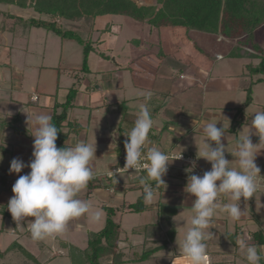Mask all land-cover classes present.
<instances>
[{"label":"rangeland","instance_id":"374dc122","mask_svg":"<svg viewBox=\"0 0 264 264\" xmlns=\"http://www.w3.org/2000/svg\"><path fill=\"white\" fill-rule=\"evenodd\" d=\"M134 1L143 7L144 13L146 17H148L160 5L161 0ZM8 13L17 15L19 17L8 16ZM30 16L38 15L29 8L24 9L16 6H10L7 8V6L0 5V88L4 87L5 89L9 90L12 83L14 85H18V83H15L16 77L14 76L16 73V66L23 71L22 77L25 79V81L22 85L24 89H30L32 86L37 85V83L38 86L41 87V83H46L47 90L54 91L56 88V72L58 73L57 78L59 77V82L62 85L71 86V84L76 83L78 74L77 76L76 74L73 76L72 71L75 73L80 71L71 69H77L82 66V55L79 43L74 40L62 39L55 33L47 31L45 28L30 26L25 20ZM105 21H112L114 24L111 28L109 27L107 29L105 27L102 30L104 34L100 35L99 32H93L92 34L87 33L85 36L83 34V38L87 41V43L89 42V47H92V49L94 47L95 49L87 58V63L85 66L86 74H84L85 79L83 81V85H86L90 92H96L94 89L96 85H103V87L106 89L107 84H109L117 87V90L121 85L123 87L120 89L124 88V93L122 92L121 96L117 95V97H119L121 100H124L125 103L122 104V102H113L110 104H100V107L107 105L106 107H103V110L109 112V109H114L113 112L115 113L110 114L109 119L106 120L107 124H105V121H99L97 122V125L91 124V126L93 128L95 127L96 129L100 125H103L102 127L105 128L109 127L108 132L102 133V135L108 139L111 138L110 140L115 139L116 145L121 143L123 139L125 141L127 139L125 134L130 131L134 123L127 125L126 121L123 120L121 113L126 110L128 113L135 112L139 114L140 107L141 105L145 104L144 101H146V97L142 101H140L137 97L148 95L150 93L148 90H146L149 87L148 83H152L153 86V84L157 85L159 82H165L166 79H169L172 73L177 72L178 69L172 65L173 60L176 63H181L182 61L183 63H188V66H185L184 68L187 73H190V75L193 71L199 72L203 68L205 70V77H208L210 75L209 73L222 76L224 84L220 85L221 89H217V91L207 90L205 102L203 103L204 107L200 109L201 114L204 116H212L213 118V115H216L214 119L220 122L219 124L217 123V126L220 127L222 125V120L224 122H228L225 120V118H227L226 114L229 112L234 115L237 112L238 107H241L246 97V90L243 91L241 88L235 89L234 84H230L231 88H224L229 85L230 81L229 78L226 77V74L231 75L230 77L237 78L246 76L241 80L242 82H245V86H251L250 94L252 97V102L245 108V114L242 116L244 123L239 127L236 125V121L232 120L231 116H228L227 119L230 118V127L226 131L225 137H222V142L225 144L227 151H229L225 152V157L231 161L230 167H236L237 161L234 160V157L230 152L236 150V140L239 138V136L247 134L250 130L252 115H254V113L257 111H264V81L256 82V80L259 78V74L250 73L246 69V63H258V59L251 60L248 57H240V59L228 58L226 55L227 44L225 42L213 43L212 39L210 38H216V35L214 34H205L204 32L189 30L184 27L151 28L144 22H138L129 17L116 14L110 15L108 17L96 18L95 26L103 28L105 26ZM80 24L81 23H74L73 25L65 24L64 27L75 28L76 30L83 31V33L85 32L86 34L88 31L86 29L80 28ZM98 36L101 37V40H99L98 43H101L102 41L103 43L99 44L100 46L97 48L93 40L98 38ZM200 36L201 38H205L202 40ZM202 41H204L205 47L201 46L202 49L200 48V50L198 47L203 45ZM255 42L261 49L259 52L264 54V23L256 29ZM244 46H246L248 50H252L249 44ZM98 50L101 51L98 52ZM103 50L106 53H104ZM216 54H222L223 59H215L217 57ZM108 56L109 62L113 57H117L118 62L125 61L129 63L128 70L125 71L120 69L119 71L112 72V77L108 78L110 77V72L98 71L96 67L97 61H100V59L103 57L106 59ZM175 58L179 60H175ZM3 71L8 73L9 80L3 78L1 73ZM157 71L159 72V75H157ZM38 72H40V74H38ZM160 73H165L166 75L169 74V77L167 76L168 78H165L163 75H160ZM38 75H40L39 80ZM191 78L192 76H188L184 79L177 76V78L171 79L173 80L171 83L174 84L175 89H173L170 94L176 93L187 85L193 83ZM139 82L144 88L138 87L137 84ZM141 82H145V84L142 85ZM5 89L0 90V93L5 97H9V92ZM62 93L63 92L60 88L58 95ZM111 93L116 94L115 91H112ZM88 102L89 100L85 99V97H82L80 102L81 105L77 108L79 111H74L73 109L75 113L73 116L78 114L81 117L84 115L87 118V113L89 112L88 110H92L93 107H89L88 110L84 108V105H89ZM91 102L96 103L93 101ZM172 111L175 112L176 110L174 109ZM93 113L94 112L91 114ZM171 118L173 120L169 123L176 122L174 120V116H171ZM82 119L83 123L86 124V119ZM184 120L185 119L180 118L179 121L177 120L178 122L175 123L174 127L168 126L167 129L165 128V123H156L161 127L163 126L162 131L156 130V124H154V127L151 130L154 135L152 139L149 138L151 144L155 145L160 150L165 151L166 154L169 153L170 149H165V147L160 144L162 140L165 139L166 135L168 136L169 132L173 138L180 139L181 145H178V142L174 143L172 147L173 149H171V151H181V153L184 155H188L191 151L197 155L198 151H203L205 148L204 134L200 130V127H197V125L193 126L190 123H187L189 121L186 122ZM180 123L185 126L184 129H180L178 127ZM121 125H123L122 131L119 130ZM110 128L111 130H115L116 128L118 129L117 132L113 131V133L111 130H109ZM118 134L120 136L117 138L116 136ZM250 138L254 144L259 143L258 136L251 134ZM96 139L97 138L94 136H90V134L87 136V142L96 146L95 169H97V174L94 171V178L89 181L85 190L91 191L93 188L99 187L101 188L100 190L106 191V189L108 190L113 188V190H116V195L119 193L120 197H122L124 201H127V203L135 202L138 195L141 194L142 189L133 188L132 190H127L125 192V187L123 190L118 189L116 186V179L122 181L123 179L121 178L135 177L134 180H138V177L144 175V173L140 175L136 172L117 174L116 176L112 177L113 179L111 178V180L107 176V171L112 165L116 163L118 154L114 155L112 159H110L111 165L107 167L106 160L101 158V156L98 157V154L96 153L105 151L104 146L101 145L100 147L98 140ZM256 147L261 148L255 157V163L260 168V174L257 176V191L247 202L241 198L240 207L242 210H245V214L241 220L233 221L227 215V213L219 210L217 211L213 218L215 221V227L211 229L215 236L206 241V264H246L244 254L240 252L238 247L230 241L231 238L227 236V233L234 232L236 227L241 228V234H238L237 237L247 234L251 236L252 244H254L255 241V239L252 237V233L254 231L261 230L264 235V148H262L264 147V144H258ZM194 158L196 161V167L193 170V174L197 175L199 170L203 174L205 171L211 169V163L206 161L204 158H199V163H197V158ZM112 160H114L113 163ZM192 161L193 160L191 159V162ZM171 163L174 166L179 167L184 165L181 160L177 159H174ZM189 166L187 165L184 168L186 169ZM107 168L108 170H106ZM179 173L180 176L177 175ZM171 175L173 176L168 181H181L180 185H186L188 173H186L185 170L175 167L172 169ZM127 183L128 181H124V184ZM126 186L132 185L128 184ZM169 186L170 185L168 183L161 192H156L153 204L160 199L158 206L148 205L145 211L126 212L122 215L119 214L121 212V208L120 210L113 208L114 202L112 200H114V197L112 195L105 196L103 203L106 206V209H102L100 206H98L99 203H101V200L84 193V195H82L80 198L86 200L91 205L90 213H88L85 218L88 219L91 213L96 211L100 212V216L96 220H92L90 218L91 220L86 222L87 226L84 225L82 228L87 227L88 229L94 231L100 229L107 215L106 211L111 213L110 210L112 209L114 212L112 214L113 219L117 222H120L122 227L125 228V231L120 233V245L119 249H117L118 257H122V261L130 258L127 259V262L125 263L190 264V261L182 254L178 244L183 241L184 236L190 227V220L193 215L191 206L195 197L184 192L179 193L177 191H171ZM221 201L223 203H233L231 200H228L223 196L221 197ZM157 208H160L158 211V219L154 217L156 216ZM170 208H175L177 210L176 214L172 218L173 224L171 223L172 226H169L175 228L173 239L168 245L170 249H168V251H159L153 257H150L144 261L137 260L143 251V236H145V234L148 237L154 234L155 238L159 239L157 241H151L149 244L162 243L163 238L167 239L164 225L168 220L161 221V219L167 215L164 213L168 212ZM3 221V228L6 230L2 237H7V243L11 242V239L17 240V238H19V240H22L24 238L22 235H17L18 237L12 235L14 233L11 232V223H9V220L7 219L4 220L3 214L0 212V226H2L1 223ZM137 224L141 226L145 224L149 225L146 227L147 230L143 231L141 234H137V231L132 233L131 229ZM87 231L88 230L80 228L79 230L75 229L70 232L66 229L63 234L56 237H50L42 241L35 242L30 238V240L24 239L21 242H23V247L26 248L28 253H30L35 258L37 257V261L44 262L47 258L58 254L60 252L59 248H62V250L60 249L61 253L66 255L74 250L72 245L78 246L81 249L85 248L88 243ZM7 243L4 244L0 242V250H6ZM124 243L131 244V247H123ZM257 247L260 250L262 257L260 264H264V244L257 245ZM133 253H135V255ZM8 255H10V252L6 254V256ZM25 257V254H18L17 258L16 255H12V258L7 257L10 259V261H7L6 264L24 263L23 259ZM29 264H36V262L33 261Z\"/></svg>","mask_w":264,"mask_h":264},{"label":"clouds","instance_id":"9594fccd","mask_svg":"<svg viewBox=\"0 0 264 264\" xmlns=\"http://www.w3.org/2000/svg\"><path fill=\"white\" fill-rule=\"evenodd\" d=\"M145 99L150 101L151 93ZM26 114L27 130L34 138L32 158L28 163L18 157L13 158L9 173L19 174L25 167L30 168V172L15 180L12 185L14 195L10 197L7 209L17 225L24 224L29 217L33 218L28 230L35 242L63 234L72 220L90 212L91 205L78 194L94 178L96 146L80 141L58 148L56 140L60 130L52 123V115L43 111ZM227 121L225 125L222 120L220 127L217 126L218 120L201 125L205 148L197 152V159L204 158L210 162L211 169L202 176L193 174L195 160L185 169L188 176L183 191L195 199L191 206L190 227L178 245L190 264H206V241L215 236L211 229L215 227L213 218L217 211L227 213L233 221H239L245 214L240 207L241 198L247 202L257 191L260 168L255 163V157L261 149L256 146L264 144V111L252 115L250 130L236 140V150L230 152L237 161L236 167H230L231 161L225 157L227 149L222 142L230 127V120ZM153 127L148 104L141 105L124 141V168L145 173L138 177L145 205L153 204L156 188L165 184L163 176L169 163L181 156L170 160L169 155L151 144L149 133ZM251 134L259 137V143L252 142ZM2 159L0 154V161ZM150 181H155V186ZM222 196L233 203H223ZM99 216L100 212L96 211L91 213L90 218L96 220ZM227 236L230 237L231 233ZM235 244L244 254L246 264H260L261 253L251 243V236L244 234L237 237Z\"/></svg>","mask_w":264,"mask_h":264},{"label":"crops","instance_id":"0c3cea01","mask_svg":"<svg viewBox=\"0 0 264 264\" xmlns=\"http://www.w3.org/2000/svg\"><path fill=\"white\" fill-rule=\"evenodd\" d=\"M110 15H113V14L97 16L96 18L108 17ZM96 18L92 20V26H91L90 30L87 29L88 32H86L85 35H87V33L92 34L93 32H99V34L102 35V34H104V32L102 30L105 27L108 29L109 27L111 28L112 25L114 24L112 21H105V24H104L105 26L103 28L96 27L95 26ZM144 23H146V22H144ZM151 28H155V27H151ZM189 30H194V29H189ZM199 32H201V31H199ZM205 34H210V33H205ZM214 35H216V34H214ZM206 37H209V36H206ZM215 37L216 38H210V39H212L213 43L225 42L227 44L226 55L228 56V58H239L240 59V57H248L251 60L258 59V62H259L260 52L254 51L255 49L248 50L247 47L244 46V43L242 41H240L241 39H228V38L222 37L221 35H216ZM100 38L101 37L98 36V38L93 40L95 43V46L97 48L100 46L99 44L103 43V41L101 43H98L99 40H101ZM200 38H201V36H200ZM204 38L202 37L201 39L203 40ZM62 39H67V38H62ZM67 40H74V39H67ZM74 41H76V40H74ZM77 43H79V42H77ZM202 44L203 45H200V47H198L199 49L201 48V46L205 47L204 41H202ZM79 45H80L82 61H83V54H82L83 48H82V45L80 43H79ZM245 45H247V44H245ZM93 50H95L94 47L89 52L87 58L89 57L90 53L93 52ZM100 51L101 50H98V52H100ZM103 52H104V50H103ZM104 53H106V52H104ZM216 56L217 57L215 59H218V60L223 59L222 54H216ZM108 58H109V56L106 59L104 57L101 58L100 61H97V66H96L98 71L110 72V75H109L110 77H108V78L112 77V74H111L112 72L119 71L120 69H123L125 71L128 70L129 63H127L125 61L118 62L117 57L116 58L113 57L111 59V61L109 62ZM177 58H179V57H177ZM175 60H179V59L175 58ZM249 62H251V61H249ZM182 63H183V61L181 63H176L172 60V65H174L178 70H177V72L172 73L170 77H169V74L166 75L165 73H162V74L160 73V75H163V77H165V78L169 77V79H166L165 82H159L157 85L153 84V86H152V83H148L149 87L146 90H148L151 93V99L154 98L157 101H155L153 99L150 101H147L145 99L146 101H144V103L145 104L147 103L149 106L150 113L152 114L151 118H152L154 124H156V123L157 124L158 123L164 124L165 123V128L167 129L168 126L174 127L175 123L178 122L180 118H183V119H185L184 121H186V122L189 121L187 123H190L193 126L197 125V127L199 126L201 129V125L203 123L216 121L214 119L216 115H213V118H212V116H209V117L204 116L201 114L200 109H202L204 107L203 103L205 102V96L207 94V92H206L207 90L208 91L209 90L217 91V89H221L220 85L224 84L223 80H222V76L218 75V74L213 75V74L209 73L210 75L208 77H205V74H204L205 70L203 68H202L203 70L201 69L199 72L193 71L192 74L190 75V73H187L185 71V68H184L185 66H188V63H183V64ZM81 64H82V62H81ZM248 64L249 63H246L247 71H249L248 70ZM250 64L255 65L257 63H250ZM169 68H170V66H169ZM15 70H16V73L14 75L16 77L15 83L16 84L18 83V85H14L12 83L9 90L5 89L4 87L0 88V90L5 89L9 92V94H8L9 97H5L4 95H1V93H0V148H2V149H0V154H2V156H3L2 161H0V212L3 214L4 220L7 219V220H9V223H11V230H12L11 232L14 233L12 235H14L16 237H18L17 235L24 236V238L22 240H19V238H17V240L11 239L12 240L11 242L12 243L18 242L23 247V242H21V241H23L24 239L30 240V238H31L29 236V230L28 229H29L30 220L33 218L29 217L24 222V224L17 225L16 222L13 221L11 213L7 209V203L9 201L10 197L12 195H14L12 192V185L14 184L15 180L18 179V177L20 175H24V174L30 172V168L25 167L24 169H22L21 173H19V174H17V173H11L10 174L9 173L10 162L13 158L18 157V158L22 159L25 163H28L30 161V159L32 158V151H33L32 145H33V139L34 138L29 135L28 130H27V125L25 123L26 115H27L26 112L43 111V112L50 113L53 117V115L59 114L63 110V108H64L63 106L65 104H69L68 106H66V119L63 122V126H62V131L67 133L68 136L64 140L63 144L65 146H72L75 143L80 142V141L87 142V136H88V134H90V136H92V137L94 136L95 138H97L96 140H98L100 147H101V145L104 146V148H105L104 152H96V153L98 154V157L101 156V158L106 160V166L109 167L111 165L110 159H112V157L114 155L119 154L121 152V150L117 151L118 145H116L115 139L110 140L111 138L108 139L104 135H102V133L108 132L109 127L105 128V127H102L103 125H100V126H98L99 129L98 128L96 129L95 127L93 128L91 126V124L97 125L98 124L97 122H99V121H101V122L105 121V124H107L106 120L109 119V116L111 113H115V112H113L114 109H109V112H108L106 110H103V107H106L107 105H105V106L102 105L103 107H100L101 106L100 104H102V103L103 104L104 103L110 104L113 102L114 103L121 102V99L119 97H117V95L121 96V93L122 92L124 93V88L120 89L121 87H123L120 85L118 87L119 89L117 90V87H115L113 85H109L106 83L107 84L106 89L103 87V85H96L94 88L96 90V92H90V90L86 87V85H83V81L85 79L84 74H86V72H85V69H83L81 66L77 69H71V70H79L80 71L78 73H75L72 71L73 76L75 74L77 76V74H78L79 77L77 76V78H78L77 82L71 84V86L62 85L59 82V77L57 78L58 73L56 72V75H55V79H56L55 87L56 88L54 91H48L46 83L45 84L41 83V87H39L38 83H37V85L32 86L30 89H24V87L22 85L23 82L25 81V79L22 77L23 71L20 70V68H17V66H16ZM1 73H2L3 78L9 80L8 73L6 71L5 72L3 71ZM38 74H40V72H38ZM157 75H159L158 71H157ZM177 76L181 77L183 79L187 78L188 76H192L191 81H193V83H191L190 85H187L186 87L182 88V90L177 91L176 93L170 94L173 91V89H175L174 84L171 83V81H173L171 79L177 78ZM230 76L231 75L226 74V77L229 78L230 81H229V85L224 87L225 89L231 88L230 84H234L235 89L241 88V90H243V91L246 90L247 86H245L244 85L245 82L244 81L242 82V80H241V79H244V77H246V76L239 77V78L230 77ZM39 78H40V75H38V80H39ZM189 79H190V77H189ZM232 79H235V80H232ZM141 83H142V85L145 84V82H141ZM137 85L140 88H144L140 85V82ZM60 88H61V91L63 93L58 95V91ZM27 90H30V91H27ZM112 91H115L116 94H112L111 93ZM34 94L37 95L36 100L32 99V96ZM146 96L147 95H142V96H139L137 98L140 101H142V100H144V98ZM82 97H85V99L89 100V102H88L89 105H84L83 106L84 108H86L88 110L89 107L93 106L92 110L91 109L88 110L89 112L87 113V118L84 115H83V117H81L78 114L73 116V114H75L74 111H79V109H77V108L81 105L80 102H81ZM175 97H177L176 100L178 102V105L177 106L175 104L169 105L171 100L175 99ZM91 101L96 102V103H92ZM251 102H252V97H251ZM179 103H181L182 107L179 106ZM168 105H169V107H167ZM247 106H244L243 111L239 115H237V118L241 119V122L238 125L239 127L244 123L242 116H244L245 108ZM179 107H181V109H180L181 113L177 114L178 111L175 112L177 114V116H174V120L176 122L169 123L173 120L171 118V116L173 117V115H174V112H172V110H174V109L176 110L177 108L179 109ZM73 109H74V111H73ZM165 109H168V110H165ZM169 109H171V110H169ZM92 112H94V113L91 114ZM132 114H138V113L132 112ZM228 116L229 117L231 116L232 120H235L234 119L235 114L233 115L232 113L228 112L226 114V117L228 118ZM82 118L86 119L85 120L86 124L83 123ZM225 120H227V119H225ZM229 120H230V118H229ZM219 123L220 122H218V124ZM224 123H225V125L228 124V122H224ZM157 124L155 126V129L158 131H162L163 126L161 127ZM221 124H222V122H221ZM178 127L180 129L185 128V126L182 123H180L178 125ZM118 128H116L115 130H111V128H110L109 130H111L112 132L113 131L117 132ZM119 130H121V131L123 130V125L120 126ZM178 132H180V131H178ZM153 135H154L153 132L150 131L149 138L152 139ZM119 136L120 135L118 134L116 137L118 138ZM177 142H178V145H180V139L179 138H173L168 132V136L166 135L165 139H163L160 144L162 146H164L165 149H170V152H173V151H171V149H173L172 147H173L174 143H177ZM163 152H165V151H163ZM174 153H181V151H175ZM190 155H193L197 158V155H195L193 153V151L190 152ZM114 160H112V163L114 162ZM197 163H199V159H197ZM96 170L97 169H94L95 173L97 172ZM106 170H108V168ZM197 175L201 176L203 174L199 170V173ZM134 178L135 177L121 178V179H123L122 181L116 179V181H117L116 186L118 187V189L123 190L124 187H126V185H128V184L133 185L134 183H136L137 180H134ZM124 181H128V183L124 184ZM180 183H181V181H179V182L178 181H172L171 183H169V185H170L169 187L171 188V191H175V192L177 191L179 193L184 192L183 191L184 186L180 185ZM100 189L101 188H99V187L93 188L91 191L84 189L78 195H79V197H81L85 193L87 195L94 196L98 200H101V203H99L98 206H100L102 209H104L103 206H105L103 203V199L105 198V196H111L112 195L114 197V200H112L114 202L113 207L116 208L117 210L118 209L120 210V208H121V210H120L121 212L119 213L120 215H122L126 212H132V211H128V209H127V206L130 203H127V201H124L123 198L120 197L119 193H118V195H116V190H113V188L108 189V190L106 189V191L100 190ZM126 191L127 190H125V192ZM165 196H167V195H165ZM167 197H169V196H167ZM159 203H160V199L157 200L154 204H152V206L153 205L158 206ZM146 209H147V207L144 209V211ZM159 210H160V208H157L156 216H154L156 219H158V213H159L158 211ZM174 215L171 217V221H172V218L174 217ZM90 216L88 217V219H86L85 218L86 216H84V217L72 220L68 224L66 229L70 232L75 230V229L79 230L80 228L84 229V230H88L87 235L89 236L90 233L96 232L99 230L98 229V230L94 231V230L88 229L87 227L82 228L84 225L87 226L86 222H89L91 220ZM105 219H106V217H105ZM105 219H104V223H103L102 227L105 224ZM1 224H2V226H0V242L6 244L7 243V237L6 236L2 237V235L5 234V230H6L3 228L4 221ZM143 226L144 225L141 226L139 224L134 225L133 228L131 229V232L133 233V232L137 231V234L138 233L141 234L143 231H145V230H143ZM102 227H100V229ZM164 228H165V226H164ZM124 231H125V228H123L121 223H120V233H122ZM144 237L145 236H143V240H144ZM11 242L7 243L6 249L11 245ZM119 242H120V239L118 241V246L120 245ZM168 245L165 249H161L159 251H165V250L168 251V249H170ZM72 247H74L76 249H81L78 246L72 245ZM123 247H125V248L131 247V244L124 243ZM0 249H1V247H0ZM24 249L26 250V248H24ZM60 249L62 250V248H59L60 252L58 254L54 255L53 257H49L44 262H40V263H43V264H70L69 253H68V255L61 253ZM159 251L154 252L151 255V257H153ZM13 252L14 251L10 252V255L6 256L3 260H1L0 264H6L7 261H10L9 258H12V255H16V258H17L18 253H16V252L13 253ZM133 254L135 255V253H133ZM7 257H9V258H7ZM120 258H121V261H118L115 264H120V263L121 264H127V263H125V262H127L126 260L130 259V258H127L125 261L124 260L122 261L123 258L122 257H120ZM23 260H24V263H19V264H29L31 262L26 257ZM36 260H37V257H36Z\"/></svg>","mask_w":264,"mask_h":264},{"label":"trees","instance_id":"16d2710c","mask_svg":"<svg viewBox=\"0 0 264 264\" xmlns=\"http://www.w3.org/2000/svg\"><path fill=\"white\" fill-rule=\"evenodd\" d=\"M0 5L7 6V8L16 6L32 9L38 16H30L25 19L30 26L45 28L47 31H51L61 38L74 39L79 42L83 48V69H85L87 56L92 47H89V42L87 43L83 38L85 32L83 33V31H78L75 28H66L64 25L81 23L80 28L90 30L93 19L97 16L108 14L124 15L138 22H146L155 28L184 27L186 29L221 35L228 39H241L240 41L244 45L249 44L252 49L261 50L255 42V34L256 29L264 23V0H161L160 5L148 17H146L143 7L134 0H0ZM7 15L19 17L10 13ZM259 57L260 59L257 64H248L250 73L259 74L256 82L264 81V54L260 53ZM250 92L251 86L246 88V97L241 107L238 108L237 114L235 113L234 119L236 125H239L241 122L240 118L237 121V115L243 111L244 106L251 103ZM152 99L155 100L154 98ZM176 99L177 97L172 99L169 105L175 104L177 106L178 102ZM121 102L122 104L125 103L124 100H121ZM68 105L65 104L63 110L52 117V123L60 130L56 140L58 148L64 146L63 142L68 136L67 133L62 131L63 122L66 119V106ZM179 106H181V103H179ZM181 107L176 109L178 111L177 114L181 113ZM175 112L173 116H177ZM121 115L127 125L134 123L138 116L137 114L128 113L126 110ZM122 149H125L124 139L117 146V151ZM177 175L180 176V173ZM172 176L171 173L169 176H163L165 184H160L156 188L157 193L161 192L168 183L172 182V180L168 181ZM150 183L154 186L156 184L155 181H150ZM133 188H141L142 192L138 195L135 202L127 206V209L128 211L142 212L147 205L143 201V188L139 185L138 180L132 186H126L125 190H132ZM103 208L106 209V206H103ZM110 211L111 213L106 211L107 215L104 226L98 231L89 234L87 246L83 249L74 248L69 253L70 264H115L121 261L117 251L119 249L120 224L113 219V210L111 209ZM175 213L176 209L170 208L168 212L164 213L167 215L161 219V221L168 220L164 225L167 239L163 238L162 243L149 244V242L151 243V241L159 239L155 238L154 234L150 235V237L153 236L152 238L145 234L143 251L137 260L144 261L150 258L154 252L165 249L170 241H172L175 228L169 226H172L171 217ZM147 225L149 224L143 226V230H147ZM229 233H231L230 241L235 244L237 235L241 234V228L236 227L234 232ZM252 237L255 239L254 244L256 246L264 244V235L261 230L254 231ZM12 251L18 254H25L26 258L31 262L43 264L37 261L18 242L11 243L4 251L0 250V261L6 257L8 252Z\"/></svg>","mask_w":264,"mask_h":264},{"label":"built area","instance_id":"2783aa9c","mask_svg":"<svg viewBox=\"0 0 264 264\" xmlns=\"http://www.w3.org/2000/svg\"><path fill=\"white\" fill-rule=\"evenodd\" d=\"M32 99L33 100H36L37 99V95L36 94H34L33 96H32ZM167 155H169V158H170V160L172 159V158H176V157H179L180 155V158H176L177 160H181L183 163H184V165H182V166H174L172 163H169V165H168V170H167V173H166V175L165 176H169V174L171 173V171H172V169L173 168H178V169H182V170H185V166H189V165H191V159L192 160H194L195 158V156H193V155H190V154H188V155H184V154H182V153H174V152H169V153H167ZM125 156H126V151H125V149L124 150H121V152L118 154V158H117V160H116V163L114 164V165H112L111 166V168L107 171V176L110 178V177H114V176H116L117 174H122V173H129V172H134V170H132V169H129V171L128 170H126L125 168H124V165H125ZM137 174H143V172H136Z\"/></svg>","mask_w":264,"mask_h":264}]
</instances>
